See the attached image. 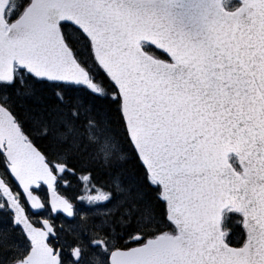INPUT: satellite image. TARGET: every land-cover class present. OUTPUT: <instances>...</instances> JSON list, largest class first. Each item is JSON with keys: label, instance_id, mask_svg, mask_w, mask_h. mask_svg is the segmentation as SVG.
<instances>
[{"label": "snow or ice", "instance_id": "snow-or-ice-1", "mask_svg": "<svg viewBox=\"0 0 264 264\" xmlns=\"http://www.w3.org/2000/svg\"><path fill=\"white\" fill-rule=\"evenodd\" d=\"M0 264H264V0H0Z\"/></svg>", "mask_w": 264, "mask_h": 264}]
</instances>
